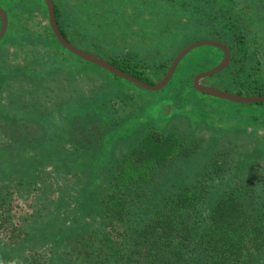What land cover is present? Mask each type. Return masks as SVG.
Wrapping results in <instances>:
<instances>
[{
	"label": "trees",
	"instance_id": "1",
	"mask_svg": "<svg viewBox=\"0 0 264 264\" xmlns=\"http://www.w3.org/2000/svg\"><path fill=\"white\" fill-rule=\"evenodd\" d=\"M4 1L8 29L0 40V264H264V144L257 157L245 144L220 152L221 144H207L203 136L194 142L177 129L155 128L142 109L139 114L128 104L114 105L110 112L105 108L113 104L112 95L120 100L129 88L142 94L131 100L142 108L144 94L183 87L184 99L196 98L178 97L181 114L215 110L217 115L255 107L247 127L241 124L247 130L264 114V101L242 104L199 92L193 78L208 69L202 64L185 86L176 78L193 52L217 51L221 61L224 51L215 46L194 49L162 90L147 91L63 47L51 29L45 0ZM70 1L74 6L76 0ZM53 3L62 35L72 44L76 38L101 51L75 34L77 23L91 21L76 10L65 12L62 0ZM152 3L136 0L132 6L141 15ZM236 4L182 0L167 40L199 32L219 40L202 28L225 22L232 36L221 41L230 50V63L200 82L240 95H264L251 19L242 10L236 17ZM184 48L161 65L152 66L129 51L107 61L154 85ZM66 56L78 66L102 71L108 81L102 79V86L89 93L93 85L85 83L87 70L68 64ZM106 81L120 85H113L108 95L110 86L102 88ZM230 128L221 135L248 133L236 123ZM215 151L218 156L210 161L207 152L214 156Z\"/></svg>",
	"mask_w": 264,
	"mask_h": 264
},
{
	"label": "rangeland",
	"instance_id": "2",
	"mask_svg": "<svg viewBox=\"0 0 264 264\" xmlns=\"http://www.w3.org/2000/svg\"><path fill=\"white\" fill-rule=\"evenodd\" d=\"M73 1L74 0H72V2ZM138 1L141 2V0H137V2ZM152 1V5L150 4L151 6L147 10H144L141 15H137V10L134 11L132 6L133 2H136V0H76L73 2L74 6L71 5L70 0H62L65 12L73 14V10H76L79 12L78 15L81 14L91 21L88 25L91 24V27L93 28L88 25L77 23L76 28H74L75 34L77 36L83 35L91 44L100 47L101 51L93 49L91 45H88L89 47L85 46L76 38L72 41L74 43L73 45L95 55L98 54L106 60H111V57L129 51L134 57L154 66L164 64L170 60L178 50L187 47L195 41L212 38L204 34L202 35L203 32H199L198 34L194 33L190 36L179 37L176 40H167L171 38L169 34L172 31H170L169 28L173 29L171 19L177 12V6H179V3L182 2V0ZM236 3V9L233 10L235 16L240 17L242 10L243 13L248 14L251 19L249 23L253 30V36L257 40V44H253V48L256 53V58L261 63L259 78L264 81V0H236ZM0 6L3 8L1 2ZM113 7L118 13H114ZM182 20H184V17H182ZM117 21H121L122 24L116 26ZM129 21L132 24L127 26V22ZM124 24H126V26H124ZM72 25L74 26V21ZM202 30L218 36L219 40L216 41L221 43H223L221 40H228L232 36L231 31L225 22L222 24H211L210 27L202 28ZM220 57L221 55L217 51L215 53H212L209 50L193 52L183 61L181 70H179L180 76L176 77L177 80L182 78L181 81L185 86L187 81H189V83L191 82V75H193L197 65L202 64L201 67L207 66L208 69L206 70H209L214 67L215 63L219 64L222 61H220ZM66 58L71 60L70 62H67L68 64L74 67L78 66V64L72 61L70 57L66 56ZM78 67L87 70L84 72H87L86 74L90 79H87L85 83L93 85L89 88V93H94L95 88H100V86H102V79L108 81L102 71H97L90 65L81 64ZM107 81L102 88L107 89L110 86L108 90L109 95L111 87L113 85H120V82L112 81L108 85ZM203 84L208 85V83ZM79 85L84 88V83H80ZM131 89L129 88L126 93L122 94L120 100L117 101H115L116 96L112 95L111 99L114 100L113 104L105 108L110 112V110L113 111L114 105L128 104L134 109H138L139 114L141 111L140 109H142L145 119H148L146 115L151 116L152 119H154V122L152 123L155 124L154 126L157 129L166 126L168 129H177L186 136L187 140L194 142L203 136L205 137L207 144L209 142H215L218 145L221 144L218 150L220 152L226 151L227 149H237L239 145L245 144L247 147L254 149V157H257L260 154V146L264 144V114H262V112L260 113L261 118L259 120L253 118L255 124L252 123L253 125H248L247 130L241 128L242 125L243 127H247L249 122L246 120L248 117H251V114H254L255 107L252 106L245 109L232 108L230 109L231 112H225L223 110V112L217 111V115H215V110H209V112H202V110H200L197 111L198 113L189 111L186 114H181L182 110L179 108L181 106L177 105V103L181 101L176 102L178 97L182 101H192L196 98V96H191L192 98L187 96L186 99H184L185 96L181 92L184 89L183 87L177 92L172 89L170 93L166 91L162 94H144V97H142L143 99L141 100L145 101V105L142 108L138 105V107L135 106L131 101L133 96L142 94ZM159 98L163 100L162 105L158 103ZM120 109L123 111V114H126L123 107H120ZM234 115H239L241 117L232 118ZM92 121H94V119H92ZM258 121L263 122L260 123ZM232 123L239 125V130L248 131V133H243L240 136H235L234 133H231L228 137L221 135L233 130L232 128L226 129V127L232 126ZM92 125L95 127V123H92ZM228 153L233 152L229 151ZM207 154L210 156V161L218 156V152H216L214 156L208 152ZM232 156H235V153H233ZM178 171L181 172L180 169Z\"/></svg>",
	"mask_w": 264,
	"mask_h": 264
},
{
	"label": "water",
	"instance_id": "3",
	"mask_svg": "<svg viewBox=\"0 0 264 264\" xmlns=\"http://www.w3.org/2000/svg\"><path fill=\"white\" fill-rule=\"evenodd\" d=\"M45 2L47 5V9H48V18H49V23H50L51 29L63 47H65L66 49H68L70 52L77 55L78 57H80L86 61H89L95 65H98V66L108 70L109 72L116 74V75L138 85L139 87H141L147 91L162 90L170 82V80H171L177 66L180 64V62L194 49H196L198 47H202V46H215V47H218L224 51V58L222 59V61L218 65L214 66L213 68H211L209 70L200 72L194 77L193 85H194L195 89L198 90L199 92L206 93L210 96L225 99V100L235 102V103L255 104V103L264 101V95L245 96V95L235 94V93H231V92H228V91H225V90L213 87V86L204 85L200 82L203 78L215 75V74L223 71L230 63V60H231L230 50L225 44H223L219 41L212 40V39H203V40L195 41L192 44L188 45L187 47H185L183 50H181L174 57L172 63L170 64V67L167 70L164 77L159 82H157L156 84L151 85V84L143 82L140 79L124 72L123 70L116 67L115 65H113L112 63L107 61L106 59L99 57L93 53H90L88 51H85L83 49H80V48L76 47L75 45H73L72 43H70L62 35V33H61V31L57 25L55 12H54L53 0H45ZM0 17L2 20V27L0 29V40H1L3 38V36L5 35L7 29H8V16H7L6 11L1 6H0Z\"/></svg>",
	"mask_w": 264,
	"mask_h": 264
}]
</instances>
